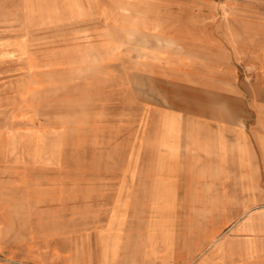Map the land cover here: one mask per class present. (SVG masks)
Returning a JSON list of instances; mask_svg holds the SVG:
<instances>
[{"label":"rangeland","instance_id":"obj_1","mask_svg":"<svg viewBox=\"0 0 264 264\" xmlns=\"http://www.w3.org/2000/svg\"><path fill=\"white\" fill-rule=\"evenodd\" d=\"M98 4L0 0V248L9 258L44 250L97 263L104 237L153 249L165 226L157 217L183 228L204 214L199 191L177 186L174 208V193L151 176L123 175L136 167L122 156L144 135L136 90L147 83L122 67L119 42L106 47V33L90 30Z\"/></svg>","mask_w":264,"mask_h":264},{"label":"crops","instance_id":"obj_2","mask_svg":"<svg viewBox=\"0 0 264 264\" xmlns=\"http://www.w3.org/2000/svg\"><path fill=\"white\" fill-rule=\"evenodd\" d=\"M98 5L90 30L106 33V47L119 42L122 67L132 65L147 83L136 90L144 135L136 152L122 156L136 167L122 168L123 175L151 176L156 188L174 193V208L177 186L199 191L204 214L195 223L185 219L183 228L176 216L157 217L154 223L165 226L153 249L130 252L123 237H104L97 263L44 250L13 259L0 248L8 257L0 264H264V4Z\"/></svg>","mask_w":264,"mask_h":264}]
</instances>
